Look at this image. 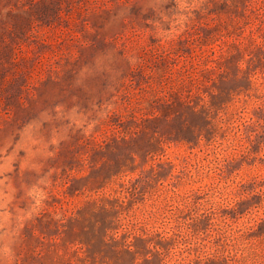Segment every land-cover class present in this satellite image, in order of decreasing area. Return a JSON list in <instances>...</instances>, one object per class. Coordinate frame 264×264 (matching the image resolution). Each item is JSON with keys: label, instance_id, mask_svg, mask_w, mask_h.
Segmentation results:
<instances>
[{"label": "rangeland", "instance_id": "1", "mask_svg": "<svg viewBox=\"0 0 264 264\" xmlns=\"http://www.w3.org/2000/svg\"><path fill=\"white\" fill-rule=\"evenodd\" d=\"M0 264H264V0H0Z\"/></svg>", "mask_w": 264, "mask_h": 264}]
</instances>
